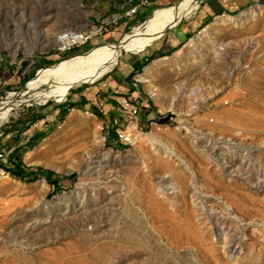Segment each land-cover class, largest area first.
<instances>
[{"label":"rangeland","instance_id":"1","mask_svg":"<svg viewBox=\"0 0 264 264\" xmlns=\"http://www.w3.org/2000/svg\"><path fill=\"white\" fill-rule=\"evenodd\" d=\"M240 1L203 19L207 0H198L154 46L194 19L189 35L142 70L136 61L149 49L125 52L62 102L29 99L0 122V154L60 178L0 184V264H264V0ZM100 2L0 0V103L41 68L117 44L168 7L53 51V32L101 25ZM86 86L92 103L56 121ZM134 92L144 98L141 140L118 145L113 120L128 127L120 100ZM36 112L46 119L17 125Z\"/></svg>","mask_w":264,"mask_h":264},{"label":"bare ground","instance_id":"2","mask_svg":"<svg viewBox=\"0 0 264 264\" xmlns=\"http://www.w3.org/2000/svg\"><path fill=\"white\" fill-rule=\"evenodd\" d=\"M198 7V0H179L175 5L157 9L143 26L136 27L132 33L125 34L117 44H101L87 53L77 54L55 65L41 68L28 82L25 90L10 94L0 103V122L6 120L14 108L29 99L56 98L62 102L75 86L93 83L110 71L117 65L123 53L147 51L162 40L158 36L165 29L177 25L181 18L192 14ZM68 30L75 29L55 31L50 38L55 41L58 37L66 35ZM84 34L76 30V35ZM133 126L130 129L136 130ZM0 175L5 179L12 176L11 172L4 167H0Z\"/></svg>","mask_w":264,"mask_h":264},{"label":"crops","instance_id":"3","mask_svg":"<svg viewBox=\"0 0 264 264\" xmlns=\"http://www.w3.org/2000/svg\"><path fill=\"white\" fill-rule=\"evenodd\" d=\"M134 1L136 3H139V2H142L144 0H134ZM149 1H150V6L148 8L142 9L137 15H134V16L129 17L126 20H124L122 22L121 27L129 26V24L132 23L133 21L136 22L137 19L139 18V16L144 15L151 8H154L157 6H169V5L173 4L176 0H149ZM206 3L208 5V7L199 13L200 17L203 19L205 17L210 16L209 14H212L213 11L218 12L220 10L226 9L227 4H229L231 6L234 5L236 7L241 5L240 0H207ZM128 9H129V6L127 4V0H101L100 6H99V10H100V13L102 16L101 22L102 21L109 22L113 18H117V17L121 16ZM88 23H90V21H88ZM194 23H195L194 19L192 21L187 22L186 28L183 27L179 30H176L174 33L170 34L168 39L164 40L160 45L158 44L156 46H154V45L151 46L148 50L149 54H146V55L142 56L141 58H139L136 61V63L141 62L144 57L150 56V55L155 54V53H157L158 55H161L163 53H167L168 51H171L172 48L177 47V45H179V43H180L179 41L182 39V36L183 35L184 36L189 35V32H190ZM110 28H114V27H110ZM113 30L114 29H112V31ZM107 80H108V82H110L111 85H113L115 83L117 84V82H118L117 76L115 74L109 76V78ZM92 93H94V90L92 87L86 86V88H79L78 90H76L74 96L71 97V101L77 102L82 97H86L89 100L90 97L88 95H90ZM131 98L132 99L130 101L132 103L138 104L139 106L144 105V98L141 97L139 99L138 96H136L135 92L133 93ZM90 103H92V102L90 101ZM24 162H25V160H24ZM27 165H29V164H27ZM29 166H32V165H29Z\"/></svg>","mask_w":264,"mask_h":264},{"label":"built area","instance_id":"4","mask_svg":"<svg viewBox=\"0 0 264 264\" xmlns=\"http://www.w3.org/2000/svg\"><path fill=\"white\" fill-rule=\"evenodd\" d=\"M129 9L125 11L121 16L113 18L111 21H102L101 25L95 29L92 28L86 31L84 35H76V30H68L66 35L58 37L57 40L53 41L52 50L60 53L71 51L77 47L88 44L95 36L103 35L107 31L108 27H121L122 22L129 17L137 15L142 9H146L150 6L149 0H144L142 2L136 3L134 0H127ZM66 41V42H65ZM121 106L125 109L127 113L125 117V123L128 127H124L122 121L118 118L113 120L116 141L123 146H134L138 144L141 140L140 129H139V119L141 115V107L138 104L132 103L127 97H122L120 100ZM74 111V110H72ZM134 124H136V130L130 129ZM3 161L7 162L8 156L3 153L0 154ZM5 181L2 175H0V184Z\"/></svg>","mask_w":264,"mask_h":264},{"label":"trees","instance_id":"5","mask_svg":"<svg viewBox=\"0 0 264 264\" xmlns=\"http://www.w3.org/2000/svg\"><path fill=\"white\" fill-rule=\"evenodd\" d=\"M172 6V4L170 5ZM217 12H212V14H209L210 16L215 15ZM161 55H158L157 53L152 54L150 56L144 57L141 62L137 64V69L142 70L144 66L148 65L151 61L154 59L158 58ZM44 63H47L49 65L55 64L54 61L44 59ZM134 77V74H130V79ZM90 103V101L86 97H82L79 101L73 102L71 101V98L69 102L66 104H61L58 107V114L56 116L57 121H63L68 113V111L71 110V108H76V106H84L85 104ZM95 108V105H94ZM35 108H30L29 110H34ZM46 117H44L41 113H34L33 115L27 117L25 120L20 119L17 121L18 124H24L26 127H30L32 125H35L37 122L40 120H45ZM14 131L18 130L17 126L14 125ZM13 131V130H12ZM43 134H37L34 136L32 139H37L42 137ZM111 141L113 143H117L115 134L112 132L110 134ZM119 145V143H117ZM122 146V145H121ZM8 159L7 162L3 161V159L0 157V167H4L7 170H9L14 178L23 180V181H36L40 178V176H45L49 183L59 186L60 184V178L53 172L47 169H44L41 166H29L27 165L24 160L20 157L17 156L14 153H7ZM75 175L70 176V178H74ZM69 178V177H68Z\"/></svg>","mask_w":264,"mask_h":264},{"label":"water","instance_id":"6","mask_svg":"<svg viewBox=\"0 0 264 264\" xmlns=\"http://www.w3.org/2000/svg\"><path fill=\"white\" fill-rule=\"evenodd\" d=\"M182 20H183V18H181V20H180L179 23H181ZM179 23H178L177 25H175V26H171V27L165 29V31H164L162 34H160L158 37H159V38H162L164 35H166V34H167L169 31H171L173 28L177 27V26L179 25ZM53 44H54V42H53ZM143 50H144V49H143ZM26 87H27V85L25 86V89H26Z\"/></svg>","mask_w":264,"mask_h":264}]
</instances>
